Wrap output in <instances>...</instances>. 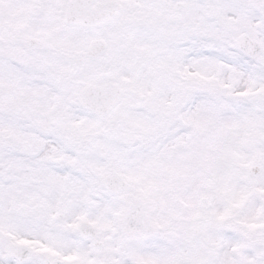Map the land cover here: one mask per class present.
I'll list each match as a JSON object with an SVG mask.
<instances>
[{"label":"snow or ice","instance_id":"6c2138e0","mask_svg":"<svg viewBox=\"0 0 264 264\" xmlns=\"http://www.w3.org/2000/svg\"><path fill=\"white\" fill-rule=\"evenodd\" d=\"M0 264H264V0H0Z\"/></svg>","mask_w":264,"mask_h":264}]
</instances>
